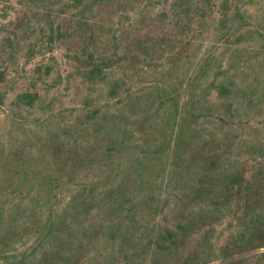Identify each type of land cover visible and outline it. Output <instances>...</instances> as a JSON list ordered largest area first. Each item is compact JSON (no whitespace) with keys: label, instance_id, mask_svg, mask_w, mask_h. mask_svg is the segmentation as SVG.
Returning a JSON list of instances; mask_svg holds the SVG:
<instances>
[{"label":"rangeland","instance_id":"obj_1","mask_svg":"<svg viewBox=\"0 0 264 264\" xmlns=\"http://www.w3.org/2000/svg\"><path fill=\"white\" fill-rule=\"evenodd\" d=\"M172 2L0 0V264H30L44 238L54 248L38 252L37 264H264V40L247 34L221 43L214 30L221 0H213L211 29L193 51ZM246 8L248 23L264 25V0ZM84 23L91 49L121 53L142 37L159 56L125 59L106 81L85 82L71 57L86 42ZM49 24L62 33L52 42ZM174 32L185 56L191 48L179 68L161 45ZM216 50L212 71L196 80L202 56ZM113 78L125 82L124 103L107 95ZM221 78L251 99L240 148L230 141L234 123L207 115L221 103L215 91L191 98ZM30 82L44 92L34 108L16 102ZM95 108L120 118L113 144L87 118ZM165 198L166 223L183 226V235L161 250L155 211Z\"/></svg>","mask_w":264,"mask_h":264},{"label":"trees","instance_id":"obj_2","mask_svg":"<svg viewBox=\"0 0 264 264\" xmlns=\"http://www.w3.org/2000/svg\"><path fill=\"white\" fill-rule=\"evenodd\" d=\"M77 5H81L84 0H71ZM94 5L99 0H92ZM213 0H173L172 10L176 15L177 20L176 27L187 28V31L191 33L188 34L187 44L191 46L193 51H196L201 46V43L204 40V37L207 35L208 31L211 29L210 23L207 20L209 14V9L211 8ZM248 0H221L219 5V12L217 15V21L214 27L217 35L220 37L221 43L224 45H229L232 43H238L240 40H243L248 35H258L260 39L264 40V25H253L248 23V10L246 5ZM80 12L86 8L85 5L81 6ZM91 9V5L89 6ZM139 15L143 14L139 11ZM83 20H86L85 18ZM80 23L81 20H79ZM141 22V18L137 19V24ZM50 23V22H49ZM142 23V22H141ZM179 24V25H178ZM58 26V25H57ZM249 26L246 30H243V27ZM59 27V26H58ZM58 27H53L52 24H49L48 27V42H52L58 37L62 36V33L59 31ZM82 27L85 31V44L82 50L78 53L71 55L72 59L76 62V67H74L76 73L81 76L85 82H98L106 81L110 78V68L112 66L118 65V63L126 60H129L133 63L140 62L141 57L149 59H156L158 51L156 48L151 47L147 44L144 38H139L136 47L129 50H123L119 52L117 48L116 51L106 53L102 50H95L90 48V43L93 41V32L90 29L89 25L86 23L82 24ZM259 27L261 30H259ZM179 33L174 32L166 40L163 39L161 45L169 47L168 59L171 65L175 68L180 67V63H184V60L191 56V48L186 51L185 56L177 48V35ZM248 34V35H247ZM167 37L166 32L163 34ZM181 40V38L179 39ZM178 40V41H179ZM9 47H12L10 40L8 39ZM30 45L28 47L29 53L34 54L35 47ZM5 50V49H4ZM0 52V55L5 51ZM15 48L11 52H8L10 57L15 55ZM216 52V53H215ZM33 53V54H32ZM218 54V56H217ZM221 53L216 51H208L202 56V61L198 64V71L194 75L196 80H201L205 78L212 67L215 64L216 60L219 58ZM255 54V55H254ZM30 55V56H31ZM155 55V56H154ZM253 57L256 56L255 53L251 54ZM257 64H259L257 62ZM37 72L40 75V67L36 68ZM51 71L50 66H44L43 73L48 75ZM3 78V73L0 72V80ZM125 82L120 78H113L110 82L109 88L107 90V95L109 98H117L121 102H125L124 98H120V92L124 89ZM214 90L216 96L221 100L220 104H214L212 107L206 110L207 115L216 116L219 123L224 127L230 123H234V135H232L230 141L232 143V149L240 148L244 143L242 140V131L243 120L242 116L246 113H249V104L251 99L241 100L240 97H237V85L230 79L221 78L219 81H211L209 84L200 91V94L193 93L191 98L194 99L196 96L205 97L206 92ZM43 90L39 87L36 82H30L29 86L24 90L16 94V102L18 105L34 108L37 104L41 103L43 100ZM4 94L0 92V103H2ZM243 101V103H241ZM264 102V97L262 100ZM133 106V104H131ZM195 115V113H194ZM87 118L92 120V123L97 126L96 133L99 136V139L105 143L113 144L115 141L114 137L117 135L118 131V119H120L116 114L110 112L108 109L101 110L95 108L91 110L90 113L86 114ZM124 117V116H123ZM197 115L195 116V118ZM113 137V138H112ZM112 147L107 146L106 150H111ZM240 175L238 172L236 176ZM84 190V189H83ZM79 196H83V192ZM78 196V197H79ZM168 199H163L162 205L158 208L156 214L160 213V217L157 221V226L155 227V241L159 249L165 250L175 247L178 244V241L183 235V226L177 225V228H171L167 225V212H164L165 208L168 207ZM42 249L53 250L54 245L50 243V238H44L38 244ZM38 252L33 254V261L30 264H37L36 258Z\"/></svg>","mask_w":264,"mask_h":264}]
</instances>
